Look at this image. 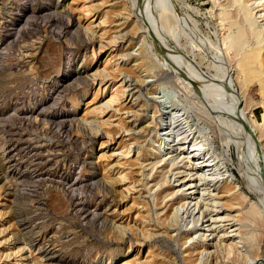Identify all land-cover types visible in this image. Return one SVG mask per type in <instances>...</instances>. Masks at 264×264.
Instances as JSON below:
<instances>
[{
  "label": "rangeland",
  "instance_id": "obj_1",
  "mask_svg": "<svg viewBox=\"0 0 264 264\" xmlns=\"http://www.w3.org/2000/svg\"><path fill=\"white\" fill-rule=\"evenodd\" d=\"M164 1L162 17L155 0H0V264L253 262L216 238L226 213L264 220V148L227 96L250 119L253 88L224 46L240 17L230 0ZM226 187L242 207L213 209Z\"/></svg>",
  "mask_w": 264,
  "mask_h": 264
},
{
  "label": "bare ground",
  "instance_id": "obj_2",
  "mask_svg": "<svg viewBox=\"0 0 264 264\" xmlns=\"http://www.w3.org/2000/svg\"><path fill=\"white\" fill-rule=\"evenodd\" d=\"M230 3L232 5H229ZM230 3L228 5L226 4L227 5V9H228L229 6L230 7L233 6L234 8L236 7L235 8L236 10L233 9V10H235L233 12V14L235 13V15H236L235 18H237V20H238V17H240V19L238 21H235L236 20L235 19L234 20L235 22L230 25L231 27L235 28V31H231L230 35L227 36V38L224 41V46L226 47L227 50L231 49V50L235 51L236 68H237V70L239 71V73L243 77V80H242L243 86L245 88H250V87L253 88V90H252L253 92L252 93L254 94V97H252L250 99L252 100L254 98L255 100L253 102L251 101V103L249 102L250 104L248 105V107L250 106L249 108H251L250 117H249L250 119L246 118V116L248 114L245 115L244 108L242 109V111H240L239 101L237 99L236 100L233 99V97H231V95H229V94H227V96H228L229 99L232 100L231 104H232L233 108L235 109V113H236L237 117L235 115L234 116L237 119H239L240 124L242 125L244 130L248 129L249 136L252 138L251 141L248 142V143H253L252 144L253 153H255V154L258 153V155H259V152H261V146L264 148V0H230ZM137 4H139V3H137ZM150 5H151V3H150ZM155 5H156L157 13H158L157 15H161L162 16V14L164 12H166L165 1L164 0H155ZM141 6H138V8L139 7L141 8ZM221 8H222V6H221ZM156 9H154V10H156ZM225 12H226V8L223 7L222 15H224V17L226 15L227 16L231 15V14H229V12H227L229 15L227 13H225ZM233 18H234V15H233ZM91 23L92 22H90V24ZM227 26H229V25H227ZM91 28H92V25H90V28H86V30L87 29L90 30ZM229 29L232 30V28H229ZM152 32H154V30ZM155 32H156V30H155ZM160 36H161V34H160ZM155 37H154V39H155ZM160 38L162 40V37H160ZM155 40H157V38ZM158 40H159V37H158ZM158 44L162 47L160 42H158ZM163 46H165V45H163ZM176 67H178V66H176ZM177 70L179 72L178 71H176V72H178L180 74V76H182L184 79L181 78V77H179V78L183 79L185 82H188V84H189V82H194L193 77H191L187 73V71L182 70V68L181 69H177ZM191 75H193V74H191ZM202 81H204V80H202ZM192 85H193V83H192ZM202 87L206 91L221 92V91H219L217 89H214V87H211L210 85H207V84H205V85L203 84ZM215 88H217V86ZM115 94H116L115 92H112L110 98L105 103L102 104L103 105L102 107H105L106 109L107 108L108 109L112 108V106H113L112 104H114L116 102V100H117V98H116L117 95L115 96ZM211 94L214 95V93H211ZM217 95L219 97L221 96L218 93H217ZM217 95H214V96H217ZM228 98H226V96H225V100L227 102L231 101ZM98 108H96V109L92 108L90 111L91 112L93 110L95 111ZM97 111H95V112H97ZM101 111L99 110L100 113H102ZM248 124L250 125L251 128L248 126ZM260 144H262V145L260 146ZM179 149H180V146L177 147L174 150H176L178 152ZM250 149H249V151L251 152ZM244 153H245V151H244ZM184 154L185 155L183 157H180V159H184L185 160L184 164L186 163L188 166H190L191 164L189 163V159H190L189 153H184ZM242 156H244V155H242ZM245 156H246V154H245ZM252 158H254V157H252ZM255 161H256V157H255ZM202 162L203 161H201L199 159V161L196 162L195 165L192 164L191 171H193L196 168H199L200 166L204 165ZM253 165L256 167L255 163H253ZM257 165L260 168L259 170L262 171L260 162ZM200 172H204V171L200 170ZM122 177H123V175H122ZM193 181L194 180L183 178L182 181L179 183V186H183L184 187L185 185H188L187 190L194 189L195 187H193V184H195V183ZM226 181H227V179L223 180V181L219 179L216 182H214V186H212L213 184L211 185L212 186V190H210V192H214L217 189L216 187H220ZM217 184H219V185H217ZM215 185H217V186H215ZM263 186H264V183H263ZM222 192H223V194H226V195H223L225 201L222 202V203L220 202V205L218 204L219 206L213 207V209H217V208L221 207V208H224V210H226L227 209L226 207H228V206H233L234 207V205L242 207L240 204H242L243 201L241 200L242 198L240 196H237L236 193H232V194L228 195V193H230V190L227 187L225 189H222ZM211 196L213 198H215V199L222 200L221 199L222 195L221 196H217L216 193H213V194H211ZM260 196L262 197V199H264V192H262L260 194ZM214 204H216V203H214ZM195 205H196V203H195ZM205 208L206 207H204V209ZM230 208L233 210L232 207H230ZM236 209H239V208H236ZM236 209L234 208V210H236ZM239 210H241V209H239ZM260 211L261 210L258 207L253 205V206H249V208L246 211L244 210V211L240 212V214H238L237 216L236 215L232 216L230 213H226L224 216L218 217L219 220H221L222 223H226V225H224V226H228L227 229L230 230L229 234L225 233V231L220 236H219V234L218 235L216 234V238H218L217 242H219V243H217L218 244L217 245L218 249H223L225 251V254H228V255L232 254L234 251H236L235 254L237 253V255H239L240 251H238V247L239 246H237V245L241 244V243L244 244V245L249 244L250 248L252 249V251L249 253V255H245V258L252 259V261L254 263H256V264H264V260L261 258L260 254H258V252H257V245L254 244V241L256 240L257 235L255 234V231H254L255 227H253V226L261 227V226H263L262 223L264 224V222H261V221H264V220L260 219V217H262V216H260L261 215ZM218 213H219V211L216 212L215 216H217ZM221 213H223V212H221ZM237 213H239V212H237ZM214 223H216V222H214ZM247 228H250V230H246ZM209 232L213 233V229L210 230ZM209 236H211V235H209ZM201 237H202V235H201ZM203 237L205 238L204 234H203ZM225 238H228V240L225 241ZM235 239L238 240V241L235 242L234 241ZM204 242H205V239L203 240V243H202L203 251H205V249H206L205 248L206 245H205ZM220 243H223V244L221 245ZM47 260H50V258H48ZM253 262H251V264ZM191 264H194V262H192Z\"/></svg>",
  "mask_w": 264,
  "mask_h": 264
}]
</instances>
